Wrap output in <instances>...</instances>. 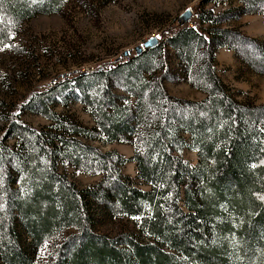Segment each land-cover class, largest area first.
<instances>
[{"label":"trees","instance_id":"obj_1","mask_svg":"<svg viewBox=\"0 0 264 264\" xmlns=\"http://www.w3.org/2000/svg\"><path fill=\"white\" fill-rule=\"evenodd\" d=\"M237 3L236 11L200 20L212 28L184 26L165 39L185 68L202 61L184 79L202 99L169 96L162 83L166 70L143 76L151 72L156 45L132 59L120 57L112 71L81 73L91 77L78 87L77 100L108 141L135 137L130 160L147 189L120 175L126 160L121 155L13 120L15 147L0 142V264H37L34 254L69 226L78 232L62 244L53 264H264V104L234 101L214 71V53L224 47L248 70L264 73V38L218 26L242 13L264 18V0ZM59 8L60 0H0V46L23 22ZM118 74L133 101H117L121 96L108 81ZM184 149L194 151L196 161L183 157ZM80 153L107 173L108 208L134 219L146 241L123 234L119 247L118 239L91 229L86 197L57 170L60 157L80 165Z\"/></svg>","mask_w":264,"mask_h":264},{"label":"rangeland","instance_id":"obj_2","mask_svg":"<svg viewBox=\"0 0 264 264\" xmlns=\"http://www.w3.org/2000/svg\"><path fill=\"white\" fill-rule=\"evenodd\" d=\"M60 2L61 8L58 11L41 13L23 22L14 29L9 41L0 46V142L10 149L15 147L16 131L11 126L14 119L37 130H45L51 135H71L103 153L121 155L126 160L119 165L120 175L136 187L147 189L148 186L136 178L134 162L130 160L133 154L130 141L135 140V137L126 135L120 141H108L97 129L90 110L77 100L78 87L85 86L91 77L83 79L81 73L97 68L112 71L120 57L130 56L132 59L136 55L135 46L142 47V43L149 37H155L158 49L150 58L148 66L151 67V72H145L143 76L156 77L166 70L162 83L169 96L197 100L202 92L190 87L184 79H190L186 76L196 66H200L202 61L198 59L194 65L185 68L172 48L165 46V39L184 26L203 30L212 28L209 21L200 20L205 15L219 16L232 7L230 12L236 11L237 0ZM186 8L191 10V17L186 23L178 24L176 19ZM263 19L261 20L259 13H242L236 20H224L218 26L227 27L229 23L236 22L238 25L235 27L243 35L264 38ZM205 35L207 36L206 31ZM230 51L233 58L219 55L217 62V50L214 53L216 75L229 88L228 92L234 101L263 105L264 73L248 70ZM195 52V57H200L202 51L197 49ZM122 74L113 76L108 81L112 89L121 96L117 99L119 103L125 102L121 100L122 97L133 101V96L120 87L123 82ZM150 114L156 115V111ZM156 120L157 117L153 118V122ZM73 127L87 131L76 134ZM182 154L191 162L196 161L194 151L184 149ZM84 155L85 153H80V165H74L70 160L60 157L57 160V170L65 173L86 197V212L91 229L98 234L118 239L115 242L119 243V247H124L120 237L123 234H131L140 241H146V236L138 230L134 219L117 215L108 208V204H111L104 198L107 173L96 166L92 157L86 158ZM77 232L76 227H65L47 240L34 254L37 264H53L62 244Z\"/></svg>","mask_w":264,"mask_h":264},{"label":"water","instance_id":"obj_3","mask_svg":"<svg viewBox=\"0 0 264 264\" xmlns=\"http://www.w3.org/2000/svg\"><path fill=\"white\" fill-rule=\"evenodd\" d=\"M191 17V10L186 8L176 19L178 24L186 23ZM157 44V39L155 37H149L146 41L142 43V47L137 45L134 47V51L138 54L142 49L152 48Z\"/></svg>","mask_w":264,"mask_h":264},{"label":"crops","instance_id":"obj_4","mask_svg":"<svg viewBox=\"0 0 264 264\" xmlns=\"http://www.w3.org/2000/svg\"><path fill=\"white\" fill-rule=\"evenodd\" d=\"M259 16L261 17V20L263 19L262 18V16L259 14ZM264 20V19H263ZM258 23V22H257ZM236 25H238L236 22H231V23H229L228 25H227V27H235ZM240 29H241V27H240ZM242 32H243V30H241ZM244 34L246 33L245 32V30H244V32H243ZM264 34V33H263ZM247 35V34H246ZM264 37V36H263ZM219 55H220V57H227L228 56V58H233L232 57V52L230 51V50H228V49H226V48H218L217 49V53H216V62H217V58L219 57ZM204 97V94L203 93H201V95H200V97H198L197 98V100H199V99H202Z\"/></svg>","mask_w":264,"mask_h":264}]
</instances>
